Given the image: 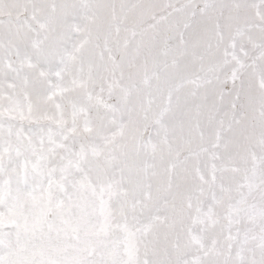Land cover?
Segmentation results:
<instances>
[{
	"label": "snow or ice",
	"instance_id": "1",
	"mask_svg": "<svg viewBox=\"0 0 264 264\" xmlns=\"http://www.w3.org/2000/svg\"><path fill=\"white\" fill-rule=\"evenodd\" d=\"M0 264H264V0H0Z\"/></svg>",
	"mask_w": 264,
	"mask_h": 264
}]
</instances>
